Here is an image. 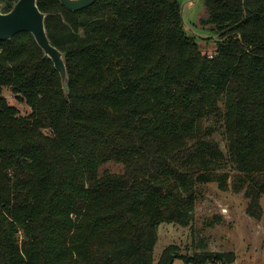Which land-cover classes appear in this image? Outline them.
Listing matches in <instances>:
<instances>
[{
    "label": "trees",
    "instance_id": "1",
    "mask_svg": "<svg viewBox=\"0 0 264 264\" xmlns=\"http://www.w3.org/2000/svg\"><path fill=\"white\" fill-rule=\"evenodd\" d=\"M203 1L201 26L226 30L212 56L178 0H38L66 87L31 34L0 41V264H236L202 243L155 256L159 227L190 226L232 171L263 216L264 0Z\"/></svg>",
    "mask_w": 264,
    "mask_h": 264
},
{
    "label": "rangeland",
    "instance_id": "2",
    "mask_svg": "<svg viewBox=\"0 0 264 264\" xmlns=\"http://www.w3.org/2000/svg\"><path fill=\"white\" fill-rule=\"evenodd\" d=\"M187 1L178 0L180 9L181 4ZM205 16L204 1L199 0L194 6L188 5L182 24L186 31L192 33L194 30L201 35L198 43L204 54L212 56L216 44L223 41L226 30L202 27L200 21ZM217 139L225 147L223 138ZM104 172L121 174L123 165L108 162L100 168V173ZM235 175L236 172L232 171L229 189L226 191L220 190L216 183L205 184L199 188L194 219L190 226L163 224L159 227L156 260L164 249L171 245L178 246L184 255L193 256L196 252L204 251L198 247L202 243L209 252H235L236 264H264V196L261 199L262 219L251 218L247 214L248 200L243 193L233 190ZM174 264L186 263L182 259H176Z\"/></svg>",
    "mask_w": 264,
    "mask_h": 264
},
{
    "label": "water",
    "instance_id": "3",
    "mask_svg": "<svg viewBox=\"0 0 264 264\" xmlns=\"http://www.w3.org/2000/svg\"><path fill=\"white\" fill-rule=\"evenodd\" d=\"M97 1L99 0H59L62 6L73 12L84 10ZM198 1L188 0L185 4H181L182 20L185 21L188 5L194 6ZM4 8L5 5L0 2V41H9L23 33L31 34L45 55L52 60L62 78L63 87H66L69 78L65 56L51 43L46 29V14L39 9L38 0H19L8 13L3 12ZM188 33L197 38L201 37L194 30Z\"/></svg>",
    "mask_w": 264,
    "mask_h": 264
}]
</instances>
